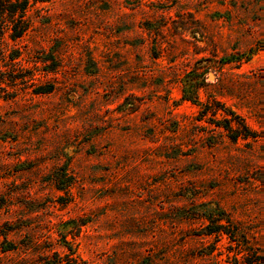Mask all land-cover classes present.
Returning <instances> with one entry per match:
<instances>
[{
  "label": "rangeland",
  "instance_id": "1",
  "mask_svg": "<svg viewBox=\"0 0 264 264\" xmlns=\"http://www.w3.org/2000/svg\"><path fill=\"white\" fill-rule=\"evenodd\" d=\"M28 17L0 45L21 53L0 62L21 77L0 98V264L264 257V0H51ZM218 208L239 243L199 236Z\"/></svg>",
  "mask_w": 264,
  "mask_h": 264
},
{
  "label": "trees",
  "instance_id": "2",
  "mask_svg": "<svg viewBox=\"0 0 264 264\" xmlns=\"http://www.w3.org/2000/svg\"><path fill=\"white\" fill-rule=\"evenodd\" d=\"M51 0H0V45L4 43L5 35L8 33L9 37L13 41L22 40L30 31L31 28V22L28 17V12L31 8H33L37 4H43L50 2ZM1 59L0 62H3V67H14L16 66V61L21 58V53L19 51H13L8 56L9 61L7 60L6 56L3 54V51L0 53ZM51 60L53 61V65L56 66L52 69L50 72H55L57 68V63L55 61V58L51 56ZM12 72V71H11ZM16 71H13L9 77L6 76L8 73H1L0 71V98H3L5 100L9 99L11 95L10 91H8V88H13L15 82L20 80L21 77H16L14 75ZM47 91H40L38 89L37 94L39 93H46ZM207 110V109H206ZM207 111H204L202 116H205L207 114ZM3 123V118L0 115V125ZM241 126L244 128L245 131L248 133L246 136H252L253 138L257 137V133L248 131V127L241 123ZM227 129L230 127H226ZM238 138L233 137V140L236 141ZM219 213L218 217H214L212 213L207 214L206 211L204 213H194L198 214L199 217H197L199 220H207L209 221V224L204 225L202 224V229L199 233V236L201 237H212L214 235H217L219 237L222 234H225L229 237V239L233 242H238L240 231L239 228L234 224L232 219L225 213V211H222L220 208H218ZM222 220H226V224L221 223ZM233 227V230L231 229ZM264 263V257H257L254 261L250 260L249 258H245L244 263L241 264H263ZM234 264H240L239 261L236 259Z\"/></svg>",
  "mask_w": 264,
  "mask_h": 264
},
{
  "label": "water",
  "instance_id": "3",
  "mask_svg": "<svg viewBox=\"0 0 264 264\" xmlns=\"http://www.w3.org/2000/svg\"><path fill=\"white\" fill-rule=\"evenodd\" d=\"M211 78H212V76H211Z\"/></svg>",
  "mask_w": 264,
  "mask_h": 264
}]
</instances>
